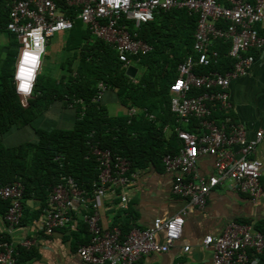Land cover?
Returning a JSON list of instances; mask_svg holds the SVG:
<instances>
[{
	"label": "built area",
	"instance_id": "2783aa9c",
	"mask_svg": "<svg viewBox=\"0 0 264 264\" xmlns=\"http://www.w3.org/2000/svg\"><path fill=\"white\" fill-rule=\"evenodd\" d=\"M227 4L219 0H13L10 21L5 30L0 26V44L8 32L19 41L14 84L26 107L33 97L49 40L72 30L75 18L82 20L93 36L116 49L128 70L133 66L132 56L147 54L152 49L138 39L131 25L140 29L154 21L160 12L172 9H186L196 15L194 55L179 65L177 78L169 89L182 147L178 154L165 155L162 162L166 172L174 175L173 193L194 207L204 208L210 193L226 185L258 202L264 195L263 163L255 154L264 139V128L249 138L243 124L234 122L230 116L219 120L215 113H229L232 81L247 76L255 62L252 51L264 49V35L260 32L264 24V0H227ZM69 10L74 11L75 17L68 15ZM219 22L225 27H219ZM218 40L231 43L228 58L232 69L226 73L201 72L200 69L218 64L219 52L214 49ZM106 90L107 86L100 83L94 101H100ZM194 91L198 95L191 96ZM135 114L132 109L129 117ZM193 121L197 122L198 134L185 129ZM90 153L96 158L99 171L91 196L71 176L63 175L49 192L38 231L51 236L71 226L70 203L74 199L88 200L84 221L91 240L78 248L85 263L142 264L152 254L168 253L182 239L186 212L165 220L158 218L151 227L132 229L127 235L117 226H105L103 214L109 193L119 198L127 215L131 200L126 191L135 173L127 158L102 148L99 143L91 145ZM201 156L214 157L213 174L208 178L200 177L196 171ZM0 198L9 201L5 220L8 234L13 235L24 218L23 184L16 181L0 186ZM34 242L25 240L21 247L29 249ZM203 243L213 251V264H254L257 261H251L249 253L255 259L264 254V234L238 222H232L217 237L207 236ZM18 249L19 246L0 237V264H17Z\"/></svg>",
	"mask_w": 264,
	"mask_h": 264
},
{
	"label": "trees",
	"instance_id": "16d2710c",
	"mask_svg": "<svg viewBox=\"0 0 264 264\" xmlns=\"http://www.w3.org/2000/svg\"><path fill=\"white\" fill-rule=\"evenodd\" d=\"M219 1L228 5L227 0ZM12 3L13 0H0V26L3 30L10 21ZM68 15L75 17L73 10H69ZM197 22L198 17L186 9H172L160 12L154 21L140 29L131 25L138 39L152 48L147 54L131 57L133 63L143 70L135 82L127 75V68L116 49L93 36L82 20L75 18L73 29L66 33L64 50L72 55L62 65L67 74L59 81L38 75L33 97L26 107L14 84L20 44L16 35L5 34V41L0 44V186L20 181L24 186V203L39 201L37 215H41L50 190L63 175L71 176L91 196L92 184L99 175L96 158L90 153L91 145L99 143L102 148L127 158L134 173L145 169L150 162L161 163L165 155L178 154L182 142L177 133L166 143L163 130L169 123L176 122L171 111L169 89L177 78L179 65L194 55ZM217 25L225 27L221 22ZM230 47L229 41H215L219 62L200 71H230ZM76 60L78 64L74 68ZM100 83L115 92L123 106L140 112L132 117H110L102 101H94ZM195 95H198L197 91L191 94ZM77 100L83 103H76ZM56 103H61L64 108L73 106L72 128H37L35 121ZM215 117L223 115L215 113ZM26 127L34 130L35 141L14 147L4 143V138L11 132ZM57 157L63 160L58 161ZM8 209L9 201L0 198V215L5 216ZM125 215V211L119 210L111 226L119 227L123 235L132 230ZM256 229L264 234V223L258 224ZM19 250V255L27 251ZM19 261L20 257L17 264Z\"/></svg>",
	"mask_w": 264,
	"mask_h": 264
},
{
	"label": "crops",
	"instance_id": "0c3cea01",
	"mask_svg": "<svg viewBox=\"0 0 264 264\" xmlns=\"http://www.w3.org/2000/svg\"><path fill=\"white\" fill-rule=\"evenodd\" d=\"M260 32L264 35V24L260 26ZM60 34V33H59ZM59 34L52 37L47 47L54 42L55 51L65 55L59 60L57 71L53 79L59 81L67 72L62 65L72 55L66 52L64 42L59 45ZM255 62L249 69L247 76L233 80L229 89L232 109L229 113H221L224 119L232 117L233 121L243 124L249 138H254L255 133L264 128V49L252 51ZM48 49L43 59L39 75H43L46 65ZM78 60L74 64L76 68ZM137 69L135 81L143 73L136 63ZM128 71V70H127ZM131 78V77H130ZM137 82V81H136ZM106 106L107 112L113 118L129 117L131 110L123 106L116 93L106 90L101 100ZM137 115L140 111L133 108ZM74 109L64 108L61 103L54 104L36 121L35 125L40 129H70L74 124ZM177 124L171 122L163 130L166 143L176 133ZM188 131L198 134V125L193 121ZM36 134L30 127L11 132L4 138L7 146L14 147L28 141H35ZM255 157L263 163L261 185L264 189V139L258 146ZM214 157L201 156L197 161V174L208 178L213 174ZM174 175L166 172L163 162H150L145 169L136 170L133 183L130 184L126 193L130 198L129 209L126 219L131 222V229L144 230L153 225L156 219H169L182 212H186L185 225L182 239L166 254H152L143 259L142 264H213V251L206 248L203 241L207 236L217 237L224 233L232 222L246 223L251 225L254 231L258 224L264 223V195L258 202H253L247 195L232 190L228 185L214 189L204 208L190 205L187 200L177 197L173 191ZM87 201L74 199L70 203V215L72 225L55 231L51 236L39 232L38 228L43 221V214L37 215L40 208L39 201L28 200L25 202L23 222L13 235L7 232L5 216L0 215V237H6L19 249L25 240H34L35 244L27 249L20 257L19 264H87L78 254V248L86 245L91 240V234L84 221L87 212ZM121 209L120 200L116 195L108 194L106 210L103 214V224L112 226L116 214ZM130 214V216L128 215ZM37 217V218H36ZM261 233V232H260ZM188 247L189 251L184 249ZM254 264H264V254L260 257L249 253Z\"/></svg>",
	"mask_w": 264,
	"mask_h": 264
},
{
	"label": "rangeland",
	"instance_id": "374dc122",
	"mask_svg": "<svg viewBox=\"0 0 264 264\" xmlns=\"http://www.w3.org/2000/svg\"><path fill=\"white\" fill-rule=\"evenodd\" d=\"M66 33L67 32H62L59 34V36H57L59 38V40H58L59 45H61L64 42V40L66 39V35H67ZM55 48H56V44H55L54 39H53L52 43H50V45L47 47L48 56L46 59V65H45L44 70H43V75L46 78H52L53 77L54 72L57 71V67H58V64L60 62L59 60L61 59V57H63L65 55L62 52L57 53L55 51Z\"/></svg>",
	"mask_w": 264,
	"mask_h": 264
},
{
	"label": "water",
	"instance_id": "95a60500",
	"mask_svg": "<svg viewBox=\"0 0 264 264\" xmlns=\"http://www.w3.org/2000/svg\"><path fill=\"white\" fill-rule=\"evenodd\" d=\"M137 74V69L135 67H130L127 71V75L131 78H135Z\"/></svg>",
	"mask_w": 264,
	"mask_h": 264
}]
</instances>
